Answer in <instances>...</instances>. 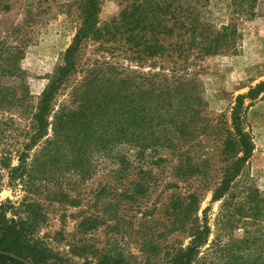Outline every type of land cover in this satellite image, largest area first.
<instances>
[{
    "label": "trees",
    "instance_id": "1",
    "mask_svg": "<svg viewBox=\"0 0 264 264\" xmlns=\"http://www.w3.org/2000/svg\"><path fill=\"white\" fill-rule=\"evenodd\" d=\"M101 1L83 0L81 23L64 63L50 77L36 107L30 103L24 82L23 49L9 46L1 54L0 111L16 113L30 121L12 133L11 122L0 120V148L4 140L15 138L12 145L0 149V191L3 170L9 172L11 185L20 181L24 186L34 184L38 188L35 181H41L39 177L66 157L84 170L88 144H95L101 151L111 150L120 141L143 145L145 134H153L156 124L163 132L171 126L184 134L199 117L202 106L196 92L197 79L187 71L191 61L236 50V22L217 28L202 19V10L189 1H178L176 7L167 0H143L100 25ZM257 3L258 0H235V15L254 17ZM109 42H119L127 48L130 62L136 63L137 69L131 64L123 67L111 63L80 67L86 45ZM146 64L151 65V72L142 71ZM80 70L82 79L71 87L66 104L55 111L58 92L68 87ZM262 92L264 82L239 95L231 127L222 124L219 128V160L223 167L211 200L221 202L214 222L208 209L203 211L202 219L197 216L198 192L177 201L174 226L187 234L190 242L163 264H264V198L251 187L239 191L235 185L254 150L243 126L244 100H253ZM125 160L124 156L123 165ZM178 169L183 176L191 177L208 170L184 164V160ZM120 172L127 174V167H121ZM43 219L37 199H25L18 207L11 200L0 202V264H25L11 255L30 264H63L50 263L52 252L31 237V231H36Z\"/></svg>",
    "mask_w": 264,
    "mask_h": 264
},
{
    "label": "rangeland",
    "instance_id": "2",
    "mask_svg": "<svg viewBox=\"0 0 264 264\" xmlns=\"http://www.w3.org/2000/svg\"><path fill=\"white\" fill-rule=\"evenodd\" d=\"M140 1L143 0H102L100 25ZM167 1L176 7L178 1L197 5L203 12L202 19L217 28L234 20L236 50L191 61L187 71L197 79L196 92L202 106L199 117L184 134L171 126L163 132L156 124L153 134H145L143 145L120 141L111 150L101 151L95 144H88L84 170L66 157L39 177L41 181H35L38 188L34 184L24 186L20 181L11 185L9 172L2 171L0 202L11 200L16 207L25 199L40 202L44 219L36 231H31V237L52 252L50 263L118 260L123 264H163L190 242L189 236L174 226L177 201L198 192V217L202 219L203 211L208 209L213 223L219 211L221 202L211 201L223 167L217 134L222 124L231 127L238 96L264 82V0H258L254 17L235 15V0ZM82 5L83 0H0V56L9 46L23 49L21 67L33 107L38 105L50 77L64 63L81 23ZM126 50L119 42L102 46L89 43L81 53L80 67L111 63L123 67L131 64L137 69ZM142 71L151 72V65H144ZM83 75L80 70L68 87L58 92L55 111L66 104L71 87ZM242 119L254 150L235 181L236 190L251 187L264 198V92L253 100H244ZM0 120L11 122L12 133L30 121L1 111ZM13 140H4L0 149L12 145ZM181 160L208 170L199 176H183L178 169ZM125 166L127 174L120 172ZM8 216L12 214L8 212Z\"/></svg>",
    "mask_w": 264,
    "mask_h": 264
},
{
    "label": "water",
    "instance_id": "3",
    "mask_svg": "<svg viewBox=\"0 0 264 264\" xmlns=\"http://www.w3.org/2000/svg\"><path fill=\"white\" fill-rule=\"evenodd\" d=\"M0 253H1V251H0ZM11 256L14 257V258H16V259H18V260H20V261H22V262H24L25 264H30L29 262H27L24 259H21V258L15 256V255H11Z\"/></svg>",
    "mask_w": 264,
    "mask_h": 264
}]
</instances>
